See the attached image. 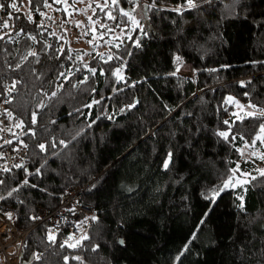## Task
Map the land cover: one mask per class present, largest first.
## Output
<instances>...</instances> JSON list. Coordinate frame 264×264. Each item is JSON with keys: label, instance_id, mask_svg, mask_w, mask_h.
<instances>
[{"label": "trees", "instance_id": "trees-1", "mask_svg": "<svg viewBox=\"0 0 264 264\" xmlns=\"http://www.w3.org/2000/svg\"><path fill=\"white\" fill-rule=\"evenodd\" d=\"M11 2L0 0L7 9ZM155 2L148 17L139 19L148 35L142 36L139 29L131 33L133 40L141 35L142 46L134 47L133 40L126 38L123 43L116 41L121 43L119 49L109 44L104 54L111 50L123 59L107 64L97 53L84 55L68 40L64 43L65 32L59 25L68 21L65 12L37 5L53 20L33 12L36 23L27 21L26 7L13 14L15 40L0 41V88L16 82L9 109L25 122L23 129L15 130L28 148L25 167L34 173L44 165L38 176H26L22 169L0 172L4 180L0 196L6 197L0 200V213H13L14 226L29 231L20 264H65L64 257L67 264H80L73 256H81L83 264H264V177L254 171L264 169V161L245 160L237 151L245 149L240 136L251 143L264 117L239 121L231 115L238 113L236 106L225 103L231 96L242 105L264 109V0H213L211 4L195 0L198 7L182 14L171 9L185 5V0ZM22 3L27 5V0ZM122 6L132 7L123 0ZM97 15L113 26L99 10ZM42 20L46 30L36 26ZM21 27L37 42L24 33L16 36ZM130 29L129 22L125 30ZM53 31L56 35H50ZM103 31L97 26V37ZM112 35L94 44L101 45ZM86 37L92 39L93 34L89 31ZM61 48L64 54L58 51ZM29 51L37 56L24 60ZM176 56L181 57V65L195 70V81L169 75L176 68ZM125 61L122 75L127 84L117 83L112 73ZM83 63L96 67L97 75L91 77ZM17 64L21 66L16 68ZM68 69L75 74L65 81L59 73ZM85 76L87 83L73 87ZM133 83L135 87L128 86ZM60 84L63 88L49 100L45 93L50 96ZM93 100L100 103L85 107ZM42 101L47 106L40 109ZM134 103L135 107H127ZM34 111L37 123L31 125ZM221 131L229 132L228 140L218 135ZM54 141L56 148L48 147L46 152L37 147ZM169 152L172 158L165 169ZM237 164L257 176L244 186L247 191L229 189L214 201L206 199L222 187ZM25 178L30 184L21 187ZM73 186L86 188L81 204L95 212L96 221L81 247L61 248L68 229L36 226L33 217L38 206L54 211ZM13 188L19 191L8 197ZM241 195L243 202L237 198ZM49 229L56 234L54 244L47 239ZM33 254L41 258L36 260Z\"/></svg>", "mask_w": 264, "mask_h": 264}, {"label": "snow or ice", "instance_id": "snow-or-ice-1", "mask_svg": "<svg viewBox=\"0 0 264 264\" xmlns=\"http://www.w3.org/2000/svg\"><path fill=\"white\" fill-rule=\"evenodd\" d=\"M123 2L127 5H131V8H125L122 6V0H71V2H69V0H51V3L49 2V0H27V5H24L22 3V0L20 3L17 2V0H12V2L7 5V7L11 8L12 12H10L8 14V20H11L13 18V14L14 13H20L21 12V8L22 7H26L28 10L27 12L24 13V15L26 16V19L29 23H36L34 16H33V12L37 13L40 17H44L45 20H53V17L51 15L48 14V12L42 11L40 6L37 5H42L43 8L45 9H49L50 11H63L65 12L69 17L73 16V13H80L83 14L87 17V20L90 22V29L89 31L93 34L92 39H90L88 41L89 44H92L95 46L94 42L99 38V39H103L104 36L110 34V33H115L116 29L119 28L120 29V35H114L113 36V40H120L121 43H123V38H126L128 40H133V36H132V32H136L137 29H139V32L142 36H147L148 33L144 31L143 26L140 23V20L137 19V16L134 14L136 13L137 8H139L141 10V16L142 18H147L148 17V12L151 11L153 8H156V2L155 0H152L151 4H146V5H141L139 3V0H123ZM204 2L211 4L213 2V0H204ZM77 4H84L85 7L83 8H77L76 5ZM54 5H63V8H54ZM186 5V7H185ZM185 5H179L176 8L171 9L172 11L177 12L178 14H182L185 10H190L193 8L198 7V5L195 3V0H185ZM6 5L4 3H0V10L5 9ZM69 9H71V11H69ZM99 10V13L103 14V17L106 18V20L108 21H112L113 22V26H109L107 23H102L100 17L97 15V11ZM91 11L92 15H88V12ZM96 16V19H93V17ZM16 19H20L19 16L15 17ZM8 20H3L2 18H0V32H3V34H0V41H4L5 43H9V42H14L15 38L12 36L11 31H3L5 29H11L13 26L10 25L8 23ZM69 21L66 20H62L59 27L63 28L65 23H68ZM76 24V27H80L83 29V25L82 22H78V21H72ZM131 24V29L129 31H126L125 29L128 27V24ZM123 24V26H122ZM37 28H41V29H45V22L42 20L40 23L36 24ZM97 26H99V28L104 29L105 31L99 33V36L97 37L96 32H97ZM89 31H82V35L87 36L89 35ZM21 33H24L25 35H28L25 32V29L23 27H21L17 32H16V36H19ZM42 35V33H41ZM50 35H56V32L53 31L52 33H50ZM141 35H137L136 38L133 40V46L134 47H141ZM7 38V39H6ZM28 38L31 39L34 43L37 42V37L35 35H28ZM113 40H109V41H105L106 44H110L112 45V47H115L116 49H119L121 46V43H113ZM67 42V41H65ZM47 47H51V45H47ZM58 51H60L62 54L63 53V48L59 49ZM131 52H126V55H131ZM84 55H90V53H85ZM28 56H37V53L35 51H29L27 53L26 56L23 57L24 60L27 59ZM97 56H99L100 60L103 61V63L107 64L110 61L117 59V60H122L123 57L120 55H117L116 53H113L111 50L109 51V53L107 55H105L104 53H97ZM58 58V57H57ZM68 59H71V56H68ZM76 59L83 62V56L77 54ZM175 63H176V68L173 72L169 73V75L171 76H176L179 71H180V67L182 64V60L180 56H176L175 57ZM126 65V61L124 62V64H122L119 67H116L114 72L112 73L115 77H116V82L120 83V82H124L127 84V80L125 79V77L122 75V71L124 66ZM21 65L17 64L16 68H19ZM83 68L87 69V71L91 74V77H95L97 75V68L96 67H89V65L87 63H83ZM75 71H81L80 68H76ZM74 71L72 69H68L67 72H60L59 73V77H63L65 81L69 80L70 77L72 75H74ZM100 75L103 76L104 75V70L100 69ZM89 80L88 76H85L82 80L78 81L77 84H74L73 87H79V84H85L87 83ZM138 83V82H136ZM129 87H135V83L128 85ZM241 86L243 85V82H241ZM60 88H63V84H60L56 90L52 91L50 96L45 93L46 96H48V99L50 100L52 97H55L57 95V92L60 90ZM16 89V82H13L11 85L9 86H5V92L7 93V98H5L3 100V103H11L12 102V98H11V93L13 91H15ZM88 89H85V91H87ZM91 91L95 92V88H92ZM114 92H119V91H123V89H113ZM5 93H0V96H4ZM245 95L247 96L248 94L245 93ZM100 101L99 100H93L91 103L85 105V107L87 108H92L93 104H99ZM225 103L227 104H233L235 105L237 108H239L241 110V112H243V115H240V113L237 112H233L231 115L236 117L237 120L239 121H243L245 119V117L248 118H255V119H259L261 117H264V109H259L257 108L256 105L249 103L247 106L242 105L239 103V101H236L233 97L229 96L226 98ZM47 105L42 101L37 107L42 109L44 107H46ZM135 103L128 105L127 107L129 108H133L135 107ZM245 107H247L248 109H252V111H245ZM76 112H79L80 109H76ZM121 111H123V109H121ZM225 111H227L225 109ZM4 114H6L8 119H12V113L11 111L5 109L4 110ZM37 116H38V112L34 111L31 113V117H30V124L31 125H35L37 123ZM111 118V117H109ZM94 122V121H93ZM0 123H3L2 121H0ZM52 123H55V121H52ZM224 124L228 125L229 128H231V123L229 122V120H224ZM91 126V125H89ZM13 127L15 128H20L23 129L25 127V122L23 120H19L17 121ZM259 132L257 135H255L254 139H252L251 143H249L247 140H245V138L243 136H240V139L242 141H244V146L245 148H251L252 151L249 153L250 157H256L261 161H264V152H259L256 150V143L257 141L260 142V144L262 146H264V123H260L259 124ZM0 131H8V132H12V128H0ZM29 132H31V134L33 136H35V131L31 128H29ZM25 135H27L28 133H24ZM13 135L15 136L16 134L13 133ZM218 135L222 138H224L225 140H228L229 138V132L227 131H221L218 133ZM0 139H3L2 137H0ZM16 139L19 141V137L17 136ZM72 139H75V137H72ZM233 140L236 139V136L232 137ZM70 142V141H69ZM13 143V141L11 139H5L4 140V144L7 145H11ZM19 143L21 145H23V147H27L26 144L23 143V141H19ZM59 144L63 145L64 147H67V142H65L64 140H59L58 142ZM57 144L54 141L53 143H51V145H45L44 143H40L37 145V147L40 149L41 152H46L48 150V147L51 148H56ZM0 147H3V144H0ZM20 149L19 148H14L13 151L18 152ZM237 151L240 153V155L243 157L244 156V150L243 149H237ZM172 158V153L169 152L167 154V158L164 160L163 162V167L165 169L168 168L169 163L171 161ZM0 159H3V154H0ZM247 163V161H245ZM13 168L16 169H22L26 176H31V175H40L41 174V169L44 167V165H41L40 167L36 168L35 172H29V170L25 167V165L23 163H17V164H13L12 165ZM12 169L9 168L7 165L3 166L2 168H0V172H4V173H9L11 172ZM231 175H229L223 182L222 187H219L215 190H213L212 195L206 196V199H210L214 201V198L216 196H219L221 192H224L225 190L229 189V188H237V187H241L244 188V185L250 184L251 181H254L257 179V176L252 175L251 172H244L241 170L240 165L237 164L236 167L232 168L231 170ZM255 172L258 173V175L260 177H264V169L262 168H256L254 169ZM239 173V176H237V174ZM243 177V179L241 178ZM250 178V179H249ZM4 184V180L0 179V185ZM30 184L29 180L27 178H25L21 184V187L23 186H28ZM31 187H37L35 184H31ZM19 191V188H13L11 191L8 192V197H11L13 192ZM244 191H247L246 188H244ZM239 200H241L243 202L244 197L238 196L237 197ZM6 197L4 196H0V200H5ZM22 203V201H21ZM239 207H243V203H241V205H239ZM2 211V210H0ZM9 219L12 218V214L11 213H4ZM33 219H40V217H33ZM93 220L96 219V217H92ZM87 222V218L85 221H81L80 224H84ZM201 223H203V221H201ZM79 227V225H78ZM47 239L50 243L54 244L56 242V234L49 229L48 230V234H47ZM73 239H75V243H70V241H72ZM89 237L86 234L81 235L79 238H74V236L70 235L63 243L60 244L61 248H64L65 246L69 247V248H77V247H81L82 246V242L85 240H88ZM193 239H195V233L193 234ZM121 243H123L121 241ZM189 243H191V241H189ZM96 248H98V245L94 248H92V251H96ZM188 245H185V250H187ZM181 255H183V252L181 253ZM33 258L36 260H39L41 257L39 254H33ZM179 256L176 258L177 260H179ZM73 260H77L80 261V264H83V258L81 256H73L72 257ZM65 260V264H67L68 261V257H64Z\"/></svg>", "mask_w": 264, "mask_h": 264}, {"label": "built area", "instance_id": "built-area-1", "mask_svg": "<svg viewBox=\"0 0 264 264\" xmlns=\"http://www.w3.org/2000/svg\"><path fill=\"white\" fill-rule=\"evenodd\" d=\"M10 12H12V10L7 8L0 10V18L8 20V14ZM8 23L13 26L12 19L8 20ZM12 30L13 27L3 31ZM0 34H3V32H0ZM183 66L185 65L181 67ZM191 69L193 68L191 67ZM193 71L195 72L194 69ZM0 93H5L4 96H0V121L3 122L0 123V128H12V132L0 131V137L3 138L0 139V144H3V147H0V154H3V159H0V168L7 165L14 170L16 168L12 167L13 164L23 163L25 165L28 156V148L23 147V145L19 143L21 140L19 139L18 141L16 139L17 135H13L16 130L13 125L19 121V119L13 112H11L12 119H8L6 114H4L5 109L10 111L9 103H3V100L7 98L5 88H0ZM5 139H11L13 143L11 145L4 144ZM14 148H19L20 150L16 152L13 151ZM85 190L86 188L80 186L69 188L60 205L52 212L48 211L43 206H38L36 211L37 217H40V219H37L36 226L47 224L52 230L66 228L68 229V237L72 235L74 238H79L83 234L88 236L89 230L94 226L96 221V219L93 220L92 217H96V214L90 207L81 204ZM11 214L12 218L9 219L5 214L0 213V259L3 260V264H20L23 246L29 231L18 230L13 223L14 214ZM86 218L87 222L80 224V222L85 221ZM68 237L64 238L62 241L64 242ZM70 243H75V239L70 241Z\"/></svg>", "mask_w": 264, "mask_h": 264}, {"label": "rangeland", "instance_id": "rangeland-1", "mask_svg": "<svg viewBox=\"0 0 264 264\" xmlns=\"http://www.w3.org/2000/svg\"><path fill=\"white\" fill-rule=\"evenodd\" d=\"M76 7L77 8H83V7H85V5L84 4H77ZM25 11L27 12V10H25ZM69 11H71V9H69ZM88 15H92L91 11L88 12ZM136 16H137L138 20L143 19L141 16V10L139 8H137V10H136ZM93 19H95V16L93 17ZM68 21L69 22L65 23L63 26L64 32H65V37L63 38L64 43H65V41L68 40L70 45L73 48L83 50L85 53H90V55L92 53H104V52H107L109 50V48H110L109 44H106L105 42H103L101 45L96 44L94 46V45L88 43L87 40H90V39H87L86 36L82 35V31L89 30L91 27L90 22L87 20V17L85 15L74 12L72 17L68 16ZM72 21L82 22L83 29L80 27H76V24ZM114 35H120V33H114L111 36V40H113ZM116 41L117 40H113V43H116ZM90 55H88V56H90ZM178 74L183 76L184 78L190 79L192 81H195V79H196L195 72L188 65L180 67V71ZM236 109H237L238 113L241 112V110L239 108L236 107ZM246 110H248V109L245 107V111ZM250 111H252V110H250ZM243 150H244L243 159L249 160V159L256 158V157H250L249 156V153L252 151L251 148H247V149L245 148ZM256 150L259 152H264V146H262L259 141H258V144L256 143ZM256 159H258V158H256ZM237 176H239V173L237 174ZM241 178L243 179V177H241ZM238 188H241V187L234 188V190H236ZM229 189H233V188H229ZM229 189H227V190H229Z\"/></svg>", "mask_w": 264, "mask_h": 264}, {"label": "water", "instance_id": "water-1", "mask_svg": "<svg viewBox=\"0 0 264 264\" xmlns=\"http://www.w3.org/2000/svg\"><path fill=\"white\" fill-rule=\"evenodd\" d=\"M123 242V241H122ZM121 244H123V243H121Z\"/></svg>", "mask_w": 264, "mask_h": 264}]
</instances>
